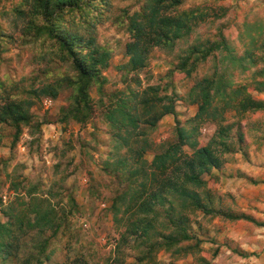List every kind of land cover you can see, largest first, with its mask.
<instances>
[{
	"label": "rangeland",
	"instance_id": "1",
	"mask_svg": "<svg viewBox=\"0 0 264 264\" xmlns=\"http://www.w3.org/2000/svg\"><path fill=\"white\" fill-rule=\"evenodd\" d=\"M19 1L0 0V92L31 100L34 98L27 95L28 91L44 85L57 87L58 80L65 82L56 99L33 100L29 110L33 122L21 127L16 141L14 129L0 125V222L5 223L7 213L12 211L31 219L30 205L41 202L57 228L31 230L26 224L29 220H24L25 233L14 227V240H6L7 244L15 243L14 250L10 255L1 252L0 264H139L131 240L124 243L121 239L126 221H115L110 208L123 189L111 157L126 156V150H116L113 130L103 116L108 101L131 92L141 93L147 86H160L162 95L184 98L198 80L225 68V53L216 52L199 63L191 76L179 72L176 66L190 46L206 45L222 35L241 56L247 42L244 36L249 35L259 47L253 51L257 63L249 76L232 73L254 100L264 102V93L255 90L253 84L254 80L264 82V0H183L181 10L209 11L208 16L172 50H154L147 66L137 74L119 70L127 61L124 47L128 41L120 15L122 10L137 11L143 0H113L109 10L100 9L95 1V8L83 19L66 15L61 26L72 31L82 33L85 21L97 23V42L111 54L109 67L102 71L106 79L102 94L96 86L90 90L93 114L84 124L68 113L73 91L66 81L75 75L70 64L58 57L53 41L25 30L27 19H17L14 11ZM162 87L168 91L163 92ZM45 100H51V106H45ZM174 107L175 112L164 116L148 133L152 143L144 157L148 163L160 152L161 145L176 141L177 127L190 129L196 125L191 120L197 106L179 100ZM226 125H232L235 152L223 156L221 170L203 177L206 187L201 192L209 190L214 205L226 213H244L264 224V110L244 115L229 112ZM217 129L210 122L198 126L199 147L205 146ZM184 151L191 153L186 146ZM190 221V233L202 243L197 256L175 255L172 259L169 252L161 251L155 258L158 264H203L199 257L209 264H264V225L230 222L223 215L203 217L201 213ZM186 245L193 243L182 246Z\"/></svg>",
	"mask_w": 264,
	"mask_h": 264
},
{
	"label": "trees",
	"instance_id": "2",
	"mask_svg": "<svg viewBox=\"0 0 264 264\" xmlns=\"http://www.w3.org/2000/svg\"><path fill=\"white\" fill-rule=\"evenodd\" d=\"M95 1L100 9L109 10L113 0H20L14 9L17 19H27L26 31H32L34 37L53 41L57 45L58 57L70 64L75 75L66 81L73 91L68 113L80 124L92 117L90 90L96 86L102 94L106 83L102 71L109 67L111 54L97 42V23L81 22L84 24L82 33L64 28L61 24L66 15L72 18L79 15L83 19L86 12L95 8ZM182 5L183 0H143L137 11H121L120 19L128 41L124 47L127 61L119 67L120 71L125 74L139 73L147 66L154 50H172L208 16L209 11L204 14L193 9L181 10ZM102 17L101 11L99 23ZM244 38L247 42L241 56L235 54L222 35L206 45L190 46L176 66L179 72L191 76L199 63L216 52L225 53V68L198 80L184 98L174 94L171 97L166 93L162 95L160 86H147L142 88L141 93L131 92L128 96L108 101L103 116L113 130L116 150H126V156L111 157L115 176L123 184V189L115 195L110 208L115 221H126L121 239L124 243L127 239L131 240L132 248L138 253L136 261L139 264H158L155 258L161 251L169 252L172 259L175 255L197 256L202 243L197 235L189 231L192 229L190 217L197 213L203 217L223 215L230 222L246 221L257 227L264 225L244 213H226L214 205L209 190L201 192L206 187L203 177L210 175L212 170H221L223 156L235 152L230 133L232 125L224 126L226 114L234 111L244 115L264 110V102L254 100L247 87L237 83L232 73L238 71L239 76H249L251 67L257 63L253 57V51L259 48L256 40L249 35ZM62 82H65L64 79L57 81V87L44 85L28 91L27 95L34 98L31 100L13 98L6 91L0 92V125L8 124L14 129V141L21 127L33 122L29 113L33 100L56 99L59 89L64 88ZM136 82L139 84V80ZM253 84L255 90L264 93V82L254 80ZM162 91L167 92L168 89L162 87ZM179 100L197 106V114L191 120L196 125L190 129L177 127L176 141L161 145L160 152L148 163L144 158L146 152L152 149L148 133L164 116L175 112L174 105ZM205 122L215 124L218 131L205 146L199 147L198 126ZM230 140L232 143H229ZM238 140L241 143L242 140ZM185 146L191 150L190 154L185 153ZM246 180L257 184L251 178L246 177ZM29 212L31 219L25 213L19 216L12 211L7 213L8 222H0V253L3 255L13 252L15 243L7 244L6 240H14V227L24 232V220H29L26 224L31 230L56 227L50 211L44 210L43 203L30 205ZM188 242L193 245L182 246ZM197 260L209 264L203 257Z\"/></svg>",
	"mask_w": 264,
	"mask_h": 264
},
{
	"label": "built area",
	"instance_id": "3",
	"mask_svg": "<svg viewBox=\"0 0 264 264\" xmlns=\"http://www.w3.org/2000/svg\"><path fill=\"white\" fill-rule=\"evenodd\" d=\"M51 100H45L44 105L45 106H51ZM86 227V225H84Z\"/></svg>",
	"mask_w": 264,
	"mask_h": 264
},
{
	"label": "crops",
	"instance_id": "4",
	"mask_svg": "<svg viewBox=\"0 0 264 264\" xmlns=\"http://www.w3.org/2000/svg\"><path fill=\"white\" fill-rule=\"evenodd\" d=\"M248 178H250V177H248Z\"/></svg>",
	"mask_w": 264,
	"mask_h": 264
}]
</instances>
